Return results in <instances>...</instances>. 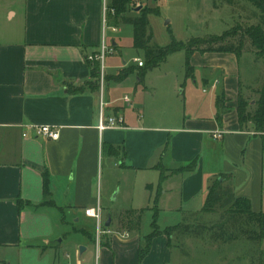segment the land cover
Listing matches in <instances>:
<instances>
[{
    "label": "crops",
    "instance_id": "0c3cea01",
    "mask_svg": "<svg viewBox=\"0 0 264 264\" xmlns=\"http://www.w3.org/2000/svg\"><path fill=\"white\" fill-rule=\"evenodd\" d=\"M110 1L0 0L2 264H6L5 259H10L7 264H88L93 254L94 264H177L173 244L169 247L164 235L155 237L149 253L139 260L142 238L150 231L144 234L139 230L144 214L136 213L155 204L157 220L164 215L177 220L183 216V221L185 215L201 214L207 190L218 177L224 178L235 197L248 199L254 213L263 212L264 135L241 128L237 120L240 57L219 52L191 54L192 74L186 76L184 71L191 82L187 101L190 111L177 97L180 85L170 71L147 74L144 85L139 83L137 73L142 67L135 62L141 60L137 53H132L136 67L124 62L106 78L112 79L129 67L134 72L123 81L110 80L114 85L101 91L99 81L98 87L90 85L95 80L89 63H98L94 57L99 55L102 43L111 50L106 55L121 57V38L112 29L129 26L132 48L131 25L114 22L108 14L103 29L104 10ZM143 1L155 0L135 2ZM138 12L129 8L124 16L136 18ZM149 32L153 37L150 27ZM166 63L167 59L155 69ZM196 86L202 94L209 91L208 102H194ZM76 87H83V91L70 93ZM221 90L228 111L218 123L216 96ZM183 93L181 90L180 95ZM125 96L130 98L129 103L123 101ZM100 97L106 104V117H123L121 128L101 133L96 129ZM36 126L57 128L59 138L52 141L37 135L33 129ZM216 131L224 132L221 139L213 138ZM110 148L120 149L121 159ZM103 158L117 168L110 170L109 165L106 178H113L109 192L117 191L113 202L120 199L126 219L121 224L124 218L100 206L110 233L102 236L97 249L95 224L84 210L98 204L96 190L99 188L101 194L104 185ZM192 162H196L193 172H173ZM160 167L165 174L161 183ZM44 173L48 176V198L43 194ZM136 181L139 188L135 193ZM58 196L63 207L55 204ZM48 199L53 206L44 204ZM51 208L58 212L60 224L69 225L68 234L76 236L74 247L62 258L59 251L63 239H49ZM257 246V256L253 257L260 264L264 240Z\"/></svg>",
    "mask_w": 264,
    "mask_h": 264
},
{
    "label": "rangeland",
    "instance_id": "374dc122",
    "mask_svg": "<svg viewBox=\"0 0 264 264\" xmlns=\"http://www.w3.org/2000/svg\"><path fill=\"white\" fill-rule=\"evenodd\" d=\"M155 0L153 2H133L130 6V10L134 12V9L141 7L140 10H152L150 6L157 7L160 11L159 15H148L150 29L152 30V44L160 47L166 46L170 39L167 32V28L170 27L175 39L179 42H187L193 38H204L207 36H219L230 28L237 24H256L259 23L260 14L252 18L253 7L247 3L245 0ZM251 8V9H250ZM256 12V11H255ZM140 13V12H138ZM256 18V19H255ZM117 36L121 38V45L123 47L121 57L118 54L105 55L102 68H100L103 74V89L107 90V86H113V79H107L106 76L113 73V69L118 66H123V63L127 65H134L132 63L133 54L137 53L141 60L143 59V54L141 51L135 52L131 48V29L129 26L119 27L117 30ZM247 52L253 53L252 49L246 42L244 46V52L240 56L239 60V75L241 82V94L245 99L254 105V101L257 100L258 95L256 92L261 87L263 81V66L262 61L255 55H248ZM254 56V57H253ZM252 58H255V63ZM160 67V66H159ZM158 68V67H157ZM152 73L149 71L145 74H155L159 70L170 71L172 76L177 77L180 87L177 90V97L181 103H186L187 111H190L192 107L188 105L189 101L188 90L190 88V78L184 77V52L179 51L167 57V63L161 67V69H152ZM145 76L141 84L144 85ZM150 76V75H149ZM173 79V77H169ZM185 83V84H184ZM184 90V93L180 95V91ZM208 91V90H207ZM179 94V96H178ZM209 91L206 94L201 93L199 86H196L194 90V102H208ZM130 99V98H129ZM202 112L204 108L202 107ZM246 128H252L250 124L245 125ZM121 157L117 153V159ZM121 159V158H120ZM109 165L112 169H110ZM110 170H117L113 168V163L103 158L102 162V181L104 185L101 188V194L99 188L96 190V196L98 195V205L103 209H109L112 211V215L120 218H124L121 224H124L126 216L124 215V206L121 204L120 199L113 202V196L117 191L109 192L112 180L106 178ZM100 172V171H99ZM117 175V172H114ZM100 176V174H99ZM127 177V176H126ZM129 182L131 181L130 178ZM98 180V179H97ZM117 180V179H116ZM215 180H221L220 177ZM107 182V183H106ZM137 181L135 185V193L138 191ZM141 186V185H140ZM134 188V185H132ZM142 187V186H141ZM224 187H227L224 184ZM98 191V194H97ZM145 194V193H144ZM59 207H63V202L61 197H57V203ZM96 206V205H95ZM147 211L143 214L142 221L140 222L141 232L147 234L150 231V225L152 222V208L149 206ZM264 207V205H263ZM49 220H48V232H51L50 240L59 241L63 239L62 247L59 251V256H65L69 253V248L74 247L75 235L69 233V225L66 226L60 224L59 214L55 209H49ZM107 211V210H106ZM264 212V208H263ZM125 216V217H124ZM166 217V218H165ZM183 216H181V219ZM160 220L156 221V224L160 230L168 226H174L181 222L171 216H160ZM221 214L219 211L217 213L210 214H192L185 215L182 224H188L189 228L196 225L198 228L197 233L193 234L191 231L184 232L182 236L177 240L176 235L173 233L171 236V244L173 253L177 258L176 263L182 262V264H256L255 254L257 256L258 246L253 242V238L250 236L255 232L256 225L254 223H249L247 229L244 225L236 224L229 228H222L224 222H221ZM120 223V221H119ZM106 224V223H105ZM119 227V226H118ZM124 228V227H123ZM119 229V228H118ZM247 232H246V231ZM46 232V229H45ZM67 233L63 238L62 235ZM247 234V235H246ZM240 239V240H236ZM235 240L234 242H232ZM263 241V240H262ZM72 245H70V244ZM10 255L9 252H6ZM65 254V255H64ZM95 254L90 256V261L88 264H94ZM184 256V259L181 257ZM8 256V257H10ZM252 256V257H251ZM4 255L0 252V264L4 260ZM10 260V259H9ZM5 259V263L8 261ZM11 261L13 259L11 258Z\"/></svg>",
    "mask_w": 264,
    "mask_h": 264
},
{
    "label": "trees",
    "instance_id": "16d2710c",
    "mask_svg": "<svg viewBox=\"0 0 264 264\" xmlns=\"http://www.w3.org/2000/svg\"><path fill=\"white\" fill-rule=\"evenodd\" d=\"M135 1L142 0H111L107 9L109 10L110 15L118 22L122 24H129L132 27V48L137 51H141L143 54V64L142 68L137 73L139 83H142L145 74L159 66H161L170 55L183 51L185 53V72L186 76L192 74V67L189 63V58L194 52H219V53H233L237 58L242 55L244 52V46L246 42L252 49L254 55L262 61L263 66V81L261 87L258 89L256 94L258 95L257 100L254 101V105H251L247 100H245L241 94L238 95L236 113L237 120L241 128H246L245 125L250 124L251 129L255 135H264V0H245L249 3L253 10L255 9L254 14L258 16L260 14L259 23L256 24H237L229 30L225 31L219 36H207L204 38H193L189 41L183 43L179 42L173 36L171 29L168 27L167 32L169 34V43L160 47L155 44H152V34L149 32V22L148 15H159L158 8L152 10H139V16L136 18H126L124 15L129 11L130 6ZM228 2H231L228 0ZM256 19V18H255ZM90 66V75L94 82H91L90 85L93 87H98V81L100 79V65L99 63L91 64ZM134 72V69L129 67L125 70H122L114 76L112 79L114 81L120 82L126 79L130 74ZM70 93L76 94L83 91L81 88H73L69 90ZM225 95L221 90L216 96V107H217V120L218 123L221 122L222 115L228 111V108L225 106ZM114 150L115 153H120L121 150L118 148H110ZM123 154V150H122ZM196 168V162H192L188 166L180 167L177 170H174V173H191ZM160 167V177L159 183H161L165 177L164 170ZM219 180H214L207 190V196L201 210V214H210L217 213L221 214L222 228H229L236 224L244 225L247 229L248 224L254 223L256 225L255 232L250 235L253 238L255 244H260L264 240V212L254 213L251 210V203L246 198L235 197L232 190L228 187H224V178ZM150 189V188H149ZM43 194L45 198L49 196L48 190V176L47 173H44L43 176ZM44 204L53 206V202L48 199ZM17 206H22L20 200L17 201ZM152 208V222L150 225V233L142 238V244L139 247L138 258L139 260L145 257L149 253L150 245L152 240L160 235H164L167 238V244L170 247L171 245V236L174 233L176 239L178 240L184 232L189 233L192 231L193 234L197 233L198 228L196 225H193L192 228H189L188 224H177L172 227H167L164 230H160L156 224L158 218V210L154 204ZM148 208L140 210L137 212V216H140ZM246 231V230H245ZM247 232V231H246ZM247 235V234H246ZM235 241V240H234ZM260 264H264V253H259Z\"/></svg>",
    "mask_w": 264,
    "mask_h": 264
},
{
    "label": "built area",
    "instance_id": "2783aa9c",
    "mask_svg": "<svg viewBox=\"0 0 264 264\" xmlns=\"http://www.w3.org/2000/svg\"><path fill=\"white\" fill-rule=\"evenodd\" d=\"M108 13H109V10L105 9L104 10V16H103V29H104V27L105 28L107 27ZM112 31L116 32L117 30L115 28H113ZM110 52H111V50L108 49L104 45V43H102L99 55L94 57V59L101 66L100 68H102V62H103L104 56ZM135 62H137V65L139 67H142L143 62L141 60L135 59ZM103 81H104V79H103V74H102V70H101V77L99 80L101 91H102ZM123 101L125 103H129V98L125 96L123 98ZM105 107H106V104L103 102L102 97H100L99 109H98V123L96 126V129L99 131V133H101L105 130L119 129L123 126V121H124L123 117L120 115L119 116L106 117L105 112H104ZM33 129L35 130L37 135H39L45 139L56 141L59 138L58 129L55 127L36 126ZM223 133L224 132L216 131V132H213L212 136L214 139H221ZM84 215L94 221V224H95V246L98 249L100 246L102 236L110 233L109 230L105 226V221H103L101 208L97 204L94 207L85 209Z\"/></svg>",
    "mask_w": 264,
    "mask_h": 264
},
{
    "label": "water",
    "instance_id": "95a60500",
    "mask_svg": "<svg viewBox=\"0 0 264 264\" xmlns=\"http://www.w3.org/2000/svg\"><path fill=\"white\" fill-rule=\"evenodd\" d=\"M140 9H141V7H137V8L134 9V11L138 12ZM219 181L221 182V180H219ZM105 226L108 227L109 226V222H106ZM80 252H83V248H80Z\"/></svg>",
    "mask_w": 264,
    "mask_h": 264
}]
</instances>
